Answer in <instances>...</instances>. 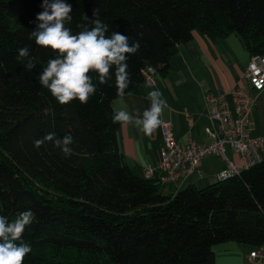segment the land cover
<instances>
[{
    "label": "trees",
    "instance_id": "1",
    "mask_svg": "<svg viewBox=\"0 0 264 264\" xmlns=\"http://www.w3.org/2000/svg\"><path fill=\"white\" fill-rule=\"evenodd\" d=\"M73 33L99 8L109 34L139 41L128 58V93L139 92L150 68L166 75L195 32L212 39L238 35L249 53L264 54V0H67ZM42 0H0V215L31 210L24 264H217L227 242L264 244V160L227 178L176 193L136 174L112 122L115 82L100 85L87 104L60 105L37 81L50 49L29 40ZM28 46L36 67L16 59ZM72 135L70 157L52 142Z\"/></svg>",
    "mask_w": 264,
    "mask_h": 264
},
{
    "label": "crops",
    "instance_id": "2",
    "mask_svg": "<svg viewBox=\"0 0 264 264\" xmlns=\"http://www.w3.org/2000/svg\"><path fill=\"white\" fill-rule=\"evenodd\" d=\"M251 57L244 42L236 34L212 39L195 32L194 38L181 45L179 52L172 58L171 68L166 75L155 72L152 80H148L139 92L116 99V110L125 109L141 115L150 106L147 98L150 91L158 89L167 102L161 116L163 123L151 136H145L132 125L121 126L119 130L121 150L133 171L144 176L147 167L158 164L164 140V125L170 127L174 137L182 144H187L190 139L208 142L207 128L210 120L205 106V93L230 92L240 87L251 90L246 77ZM255 95L252 134L259 136L264 134V91ZM226 154L240 169L244 168L243 161L231 147H227ZM212 156L218 160L213 167L205 163ZM225 168V159L209 155L202 159L198 171L187 182L198 186L204 180H207L208 185L215 183L220 180L219 175ZM198 172H203L205 176L201 178ZM187 182L181 186L170 185L164 190L176 193ZM252 248L237 242L221 244L215 248L217 264H248Z\"/></svg>",
    "mask_w": 264,
    "mask_h": 264
},
{
    "label": "clouds",
    "instance_id": "3",
    "mask_svg": "<svg viewBox=\"0 0 264 264\" xmlns=\"http://www.w3.org/2000/svg\"><path fill=\"white\" fill-rule=\"evenodd\" d=\"M43 11L36 16V27L29 35L39 47L50 49L55 57L47 61L37 76L38 83L49 90L60 105H67L73 100L87 104L97 92L93 81L95 74L100 85L115 82L116 94L124 97L132 83L128 71V58L140 48L139 41L130 43V37L119 32L109 34V26L100 17V10H93L89 20L83 14L78 24L80 31L73 33L70 25L73 8L67 0H42ZM16 59L31 72L36 67L28 46L18 49ZM158 89L147 94L150 106L142 115L133 114L125 109L114 112L112 122L121 126L132 125L145 136H151L163 121L161 116L166 107V100ZM45 142H52L65 158L72 154L74 138L68 134L59 138L54 132L34 140V147L39 148ZM36 217L33 211L25 210L14 219L0 215V264H24L32 247L23 239L26 228L33 224Z\"/></svg>",
    "mask_w": 264,
    "mask_h": 264
},
{
    "label": "built area",
    "instance_id": "4",
    "mask_svg": "<svg viewBox=\"0 0 264 264\" xmlns=\"http://www.w3.org/2000/svg\"><path fill=\"white\" fill-rule=\"evenodd\" d=\"M154 73L150 68L147 81L152 80ZM246 77L251 90L240 87L230 92L205 93V106L210 120L208 142L190 139L187 144H182L174 137L170 127L164 125L159 162L156 166L147 167L144 176L155 179L164 187L173 184L181 186L198 171L202 159L213 154L225 159L226 168L220 173L219 179L227 178L241 170L228 158L227 147L238 154L244 168L262 162L264 134L254 136L252 131L255 94L264 91V54L251 57ZM198 173L201 178L205 176L203 172ZM248 259L251 264H264V244L253 247Z\"/></svg>",
    "mask_w": 264,
    "mask_h": 264
},
{
    "label": "rangeland",
    "instance_id": "5",
    "mask_svg": "<svg viewBox=\"0 0 264 264\" xmlns=\"http://www.w3.org/2000/svg\"><path fill=\"white\" fill-rule=\"evenodd\" d=\"M261 152H262V155H263V158H264V148L261 150ZM215 156H212V157H208L207 159H206V161H205V163H207V164H209V165H211L212 167L214 166V165H216V163L218 162V160H217V158H214ZM189 184V182H187L186 183V185L185 186H187ZM208 185V182H207V180L205 181H203V183H202V185L200 184V187H204V186H207ZM168 187V186H167ZM167 190V189H166ZM165 190V191H166ZM246 245V244H245ZM245 247H247V246H245ZM248 264H251L249 261H248Z\"/></svg>",
    "mask_w": 264,
    "mask_h": 264
}]
</instances>
